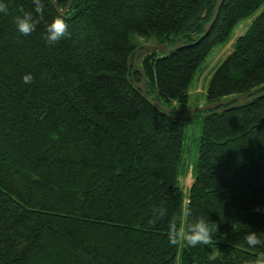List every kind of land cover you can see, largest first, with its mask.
<instances>
[{
  "label": "trees",
  "instance_id": "16d2710c",
  "mask_svg": "<svg viewBox=\"0 0 264 264\" xmlns=\"http://www.w3.org/2000/svg\"><path fill=\"white\" fill-rule=\"evenodd\" d=\"M39 3L43 14L32 0H9L0 13V264H255L264 254V96L203 116L185 194L187 120L147 102L128 59L139 38L181 42L149 52L142 67L151 96L187 107L198 70L251 20L205 99L256 90L264 0H223L200 41L216 0H73L54 45L42 37L58 13L52 0ZM26 9L37 30L25 36L14 18ZM201 217L218 225L211 245L169 243V230L189 231ZM253 230L260 243L249 247Z\"/></svg>",
  "mask_w": 264,
  "mask_h": 264
},
{
  "label": "clouds",
  "instance_id": "9594fccd",
  "mask_svg": "<svg viewBox=\"0 0 264 264\" xmlns=\"http://www.w3.org/2000/svg\"><path fill=\"white\" fill-rule=\"evenodd\" d=\"M35 4V13L43 14L44 8L39 3V0H32ZM9 8V0H0V13L7 14ZM14 23L16 26V30L22 35H29L32 32L37 30V25L33 21L32 13L26 9L21 14L15 16ZM67 31V23L66 20L56 14L53 16L50 23L47 25V32L42 38L48 44H56L66 33ZM32 74L25 73L22 77L25 83H29L32 81ZM189 210L185 209V213H188ZM218 231V225L204 217H201L199 221L196 223L195 227L189 231H176L175 229H171L168 231V240L172 245L177 244L179 241L185 242L188 246L196 247L198 244L202 245H211L214 240L215 233ZM246 243L249 247L256 246L260 243V238L256 231H249L245 236ZM210 261H214L216 259V254L210 255L208 257ZM255 264H264V254H260L256 259Z\"/></svg>",
  "mask_w": 264,
  "mask_h": 264
},
{
  "label": "water",
  "instance_id": "95a60500",
  "mask_svg": "<svg viewBox=\"0 0 264 264\" xmlns=\"http://www.w3.org/2000/svg\"><path fill=\"white\" fill-rule=\"evenodd\" d=\"M56 1L57 0H52V4L55 10L57 11V13L60 15L67 14L72 5L73 0H69V3L65 8H59ZM222 1L223 0H216L213 17L205 25L204 28L205 32L199 37L198 41L204 38L210 31L211 27L213 26L218 16L220 7L222 5ZM181 47H182V43L177 41L173 43L172 46H169L166 43H145L137 47L134 51V54L130 55L128 59L129 65H131L132 62L134 68H136L138 71L142 73V79L140 80V82H136V88L140 90V92L143 94V97L147 100L148 103L158 108L164 115L172 119L189 120L197 112H203L202 113L203 116L208 114H215L217 112H224L239 107L251 100L264 96V86H261L260 88L253 90L251 92L238 95L235 97L227 98L218 102L206 103L202 106L191 107V108L189 107L168 108L158 99L156 95L151 96L148 93V84L142 67V61L144 57L151 51L163 52L167 54L176 51Z\"/></svg>",
  "mask_w": 264,
  "mask_h": 264
},
{
  "label": "rangeland",
  "instance_id": "374dc122",
  "mask_svg": "<svg viewBox=\"0 0 264 264\" xmlns=\"http://www.w3.org/2000/svg\"><path fill=\"white\" fill-rule=\"evenodd\" d=\"M250 23L251 20L240 23L236 28L234 37L231 39V41L227 45L215 49L198 70L189 91L190 100L187 107L191 108L206 104L205 95L211 74L219 62H221L230 53L232 44L235 42L238 36L242 35L247 30ZM136 41L137 43L141 44L147 42L142 38L136 39ZM176 107L178 108L179 106L174 104L170 108ZM185 122L184 160L188 167V173L187 175H183L180 178V184L183 187L185 194H187L189 187L193 183L192 167L195 165L199 153L200 137L203 126V114L200 115L198 113L196 116L191 117V119Z\"/></svg>",
  "mask_w": 264,
  "mask_h": 264
}]
</instances>
